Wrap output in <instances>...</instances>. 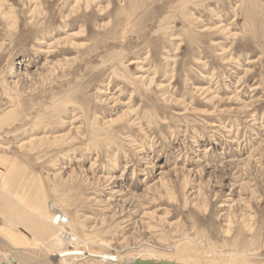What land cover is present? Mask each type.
<instances>
[{
  "label": "rangeland",
  "instance_id": "obj_1",
  "mask_svg": "<svg viewBox=\"0 0 264 264\" xmlns=\"http://www.w3.org/2000/svg\"><path fill=\"white\" fill-rule=\"evenodd\" d=\"M0 184L2 261L264 264V0H0Z\"/></svg>",
  "mask_w": 264,
  "mask_h": 264
},
{
  "label": "bare ground",
  "instance_id": "obj_2",
  "mask_svg": "<svg viewBox=\"0 0 264 264\" xmlns=\"http://www.w3.org/2000/svg\"><path fill=\"white\" fill-rule=\"evenodd\" d=\"M159 174H161V173H159ZM0 189H1V184H0ZM31 205H32V203H31ZM36 206H37V208L39 207L38 205H36ZM22 207L24 208L23 211L32 212L37 216V219L35 221H32V218H30L32 214H30L29 219L24 217L23 225L29 224V226H28L29 229L36 231L40 237H42V235H43L42 238H46L48 240L47 249L50 250L51 253L52 252L56 253V255H52L53 256L52 259H53L55 264H68V263L74 264V263H77L80 261H85V260H89V261L93 260V261H97V262H103L104 261V262L109 263V264H112V263L116 264L118 262V260L120 258V256H119L120 250L119 249H113L111 247H107L106 251H100V250H98V251H96V250H94V251L83 250L82 251L81 238H79L80 236L78 237L75 234L74 226H73L70 218L68 217V215H66L64 212H59L58 215L56 214L57 215V219H56V215L51 216V213L48 212L49 210L48 211L39 210V209H36L34 207V205H33V207L27 206V205H23ZM16 208H14V209H16ZM11 209H12L11 214L15 215L16 213L14 212V209L13 208H11ZM17 209H19V208H17ZM18 211H20V209ZM55 219H56V223H55ZM31 224H33V227ZM46 225H51L52 228L50 230L49 229L47 230L45 227ZM53 227L56 229L57 233L54 231L55 229ZM72 227H73V229H72ZM68 228H70V229L68 230ZM10 235L15 236V238L17 236V237L23 239L22 238L23 236L20 234L13 235V232H11ZM62 244L68 246L69 248L62 250ZM21 246H22V244L19 243V241L14 242L13 248L16 249L14 252V255H11L10 259L7 261L0 260V264H13L15 262H18V264H42V263H39V261H38V263L33 261L30 258L32 256L28 257L22 253L20 254V252H18L17 250L23 249L24 246H22V247ZM59 251H61V252H59ZM130 263H131V260L127 264H130Z\"/></svg>",
  "mask_w": 264,
  "mask_h": 264
},
{
  "label": "water",
  "instance_id": "obj_3",
  "mask_svg": "<svg viewBox=\"0 0 264 264\" xmlns=\"http://www.w3.org/2000/svg\"><path fill=\"white\" fill-rule=\"evenodd\" d=\"M130 264H180V263L170 262V261H160V262H156V261H153V260H141V259H137L133 263H130Z\"/></svg>",
  "mask_w": 264,
  "mask_h": 264
},
{
  "label": "built area",
  "instance_id": "obj_4",
  "mask_svg": "<svg viewBox=\"0 0 264 264\" xmlns=\"http://www.w3.org/2000/svg\"><path fill=\"white\" fill-rule=\"evenodd\" d=\"M65 218V217H64Z\"/></svg>",
  "mask_w": 264,
  "mask_h": 264
}]
</instances>
